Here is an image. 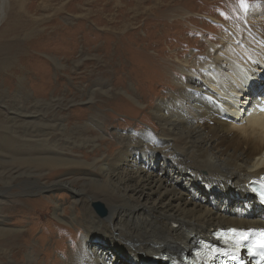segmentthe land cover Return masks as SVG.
Masks as SVG:
<instances>
[{
	"label": "bare ground",
	"instance_id": "6f19581e",
	"mask_svg": "<svg viewBox=\"0 0 264 264\" xmlns=\"http://www.w3.org/2000/svg\"><path fill=\"white\" fill-rule=\"evenodd\" d=\"M8 1L0 0L1 11ZM110 1L120 13L126 5L127 11L132 9L126 0ZM207 1L199 0L203 13L208 10ZM246 2L249 5L246 11L240 2H233L231 17L227 19L212 16L222 26L213 28L217 32L205 37L207 41L200 45L198 53H188L186 47L170 56L160 52L151 54L131 44L121 48L123 53L132 55L130 71L135 75V82L121 87L120 95L127 99H119L117 105L119 109L128 108L131 99L135 103L131 105L132 110L146 113L149 122H146L148 126L128 132L117 130L116 145H110L118 146L113 153L105 151L86 156L85 150L101 146L102 140L106 143L91 130V125L97 124L94 119L85 123H72L69 115L46 119L38 110L29 109L6 113L4 124L9 133L5 141L10 144L5 152L3 146L0 148V160L9 164L0 166V179L11 182L19 178L31 184L35 193L40 194V209L49 205L55 228L67 231L75 240L73 251L62 254L53 264H115L117 248L128 255L129 264H168L195 245L199 237L194 239V234L210 239V232L217 227H264V206L247 186L264 173V79H261L264 75V0ZM120 3L122 6H117ZM135 3L136 11L147 5L161 17L181 12L189 14L188 7H195L189 5L190 0H136ZM104 10L96 15L98 25L105 22ZM105 28L96 34L91 27H78L71 41L78 44L77 33H82L85 41L102 35L106 44L121 34L131 43L140 37L135 27ZM159 28L151 27L150 44L155 45L167 36L154 35ZM171 28L175 27L161 30ZM184 32H191L190 28ZM30 33L36 37L35 45H39V27L27 35ZM186 41L188 44L190 39ZM18 77L22 84L25 76ZM163 81L169 86L154 101L152 96L140 92L151 88L152 94ZM98 85L99 89L89 87L90 95L100 91L112 96L110 87ZM89 101L93 102L94 98ZM49 130L59 135L56 137ZM35 131L40 135L34 134ZM68 133L71 135L67 136ZM11 150L14 153H8L5 159L4 153ZM16 162L20 166H12ZM29 163L35 166L30 167ZM60 190L70 194L67 202L55 200L56 191ZM44 191L52 193V202L50 196L42 195ZM6 195L0 188V205L10 202ZM95 203L105 209V215L97 212ZM12 204L16 202H11L10 209L15 207ZM0 236L15 238L16 247L1 252L9 260L8 264H50V252H44L40 261L37 260V254L26 249L24 230L5 217L0 219ZM161 248L162 254L173 256L167 261L161 259L157 252ZM15 254L22 255V260L18 261Z\"/></svg>",
	"mask_w": 264,
	"mask_h": 264
},
{
	"label": "rangeland",
	"instance_id": "374dc122",
	"mask_svg": "<svg viewBox=\"0 0 264 264\" xmlns=\"http://www.w3.org/2000/svg\"><path fill=\"white\" fill-rule=\"evenodd\" d=\"M126 2L130 3L129 5L132 9L127 11L126 5L123 13H120L118 7H115V3H111L109 0H9L5 10H0V141H2L0 142V148L3 146L4 152L9 147L8 144H10L9 141H5L8 139L6 135L9 133V129L6 128L7 125L4 124L6 113L11 114L17 110L26 109L38 110V113H41L40 116L44 115L46 119H57V116L67 117L69 115L72 123L79 121V123H85L94 119L97 124L91 125V130H93L95 135L99 134L98 137L102 136L106 143H103L104 141L102 140L101 146L85 150L86 156L91 157L93 154L105 151L109 153L115 152L118 146L111 147L110 145H116L115 142L117 141L114 133L117 130L128 132L143 125L148 126L146 122H149L146 113L132 110L134 106L131 105L135 103L131 99H128L130 101L129 104L132 103L131 105L128 104V108L119 109L120 106L117 105L119 99L126 98L120 95L121 87L125 88L131 82H135V75L130 71L132 55L130 56L126 52L123 53L121 48L123 49L126 44H131L132 47L145 48L151 54L160 52L163 55L167 54L170 56L174 53H180L183 47H186L188 53H198L200 52V45L207 41V36L215 34V31L217 32L213 28L222 26L220 21L213 19L212 16L223 19L231 17L233 2L239 3L240 1L208 0V3L206 2L208 10L203 13L200 11L201 2L199 3V0H190L189 5L194 4L195 7L192 5L188 7L187 5L191 11L189 14L188 12H181L163 15L162 17L154 9L147 8V5L136 11V0H126ZM117 6H122V4H117ZM101 9H105L102 15L105 22L103 25H98L95 19ZM205 22L207 26H203ZM168 24L175 28L167 29L163 32L161 30L162 27H170ZM87 26L91 27L94 33L97 32L96 34L104 31L105 27H135L140 37L135 43H131L128 37L125 38V36H121L124 34H121L119 38L112 39L110 44H106L104 42L106 41L105 37L102 35L98 39L95 38L96 41L93 37L85 41L82 33H77L76 40L78 44L74 45L71 41L74 30L78 27ZM157 26L160 28L155 31L154 35L164 33L167 36L161 39L159 43L155 42V45H153L149 43L153 33L151 27ZM35 27L40 29L38 34V38L40 37L39 45L34 43L36 37L31 35V33L27 35ZM202 27L210 28L204 29ZM187 28H190L191 32L183 33ZM188 38L190 42L186 44ZM83 44H85L84 50L86 52L84 51L82 54ZM171 47L173 48L171 49ZM203 52L204 48L201 49V53ZM166 59L171 60L167 56ZM242 74L244 75V73ZM21 75L25 76L22 84L19 82L20 79L18 77ZM261 79H264V75ZM99 83L106 86V89L110 87L108 90H112V96H106L100 91L95 96L90 95L89 87L93 86L99 89L101 87L98 85ZM168 86L169 84L163 81L161 86L152 94L151 88L143 89L140 92L148 97L152 96L154 101L165 93ZM12 95H14V98ZM90 98H94V101L90 102ZM100 122L104 124L103 129ZM13 129L15 130V128ZM49 132L57 134L56 137L59 135L54 130H49ZM33 133L40 135L38 131ZM70 135L71 133L67 134V136ZM12 136L15 137L16 135ZM74 150L78 151L76 147H74ZM14 151L11 150L4 153L5 159H8L9 154L12 155ZM82 155L84 154L82 153ZM16 163H14L15 165L12 164V166H20V163ZM8 164L0 160V166L6 167ZM28 165L33 167L35 163L34 165H31V163ZM0 188L4 193H8L6 196L10 199V202H3L4 200H2L0 219L5 217L8 222L24 230L26 234V239H24L25 246L27 245L26 249L36 253L37 260L40 261V257L43 256L44 252H50V264H53L54 260L61 258L62 254L73 251L75 240L67 234V231L55 228L52 209L49 205L44 210L40 209V194L35 193V188L31 184H25L19 178H14L11 182L0 179ZM56 192L58 194V197H55L56 201L67 202L70 194L66 190ZM42 195L52 198V193L48 191H44ZM18 199L20 200L19 202H17ZM52 200L53 198L50 199L51 202ZM11 202H16V204H12L15 207L10 209ZM25 203H28V207H26ZM210 205L213 206V203ZM192 237L195 239L202 236L194 234ZM99 239L103 240L101 237ZM15 247L14 237L7 236L5 238L0 236V264H8L9 262L4 255H1V252ZM163 248L157 252L162 254ZM116 253L113 260L115 264L128 263L127 254L119 250V248L116 249ZM15 255L14 257L19 258L18 261L22 260V255H19V257L17 254ZM145 261L147 260L145 259ZM15 264H23V262Z\"/></svg>",
	"mask_w": 264,
	"mask_h": 264
},
{
	"label": "water",
	"instance_id": "95a60500",
	"mask_svg": "<svg viewBox=\"0 0 264 264\" xmlns=\"http://www.w3.org/2000/svg\"><path fill=\"white\" fill-rule=\"evenodd\" d=\"M94 207L96 208L97 212L101 215H105V209L99 204L95 203ZM167 261V260H166ZM168 264H177V263H172L171 261L168 262Z\"/></svg>",
	"mask_w": 264,
	"mask_h": 264
},
{
	"label": "snow or ice",
	"instance_id": "6c2138e0",
	"mask_svg": "<svg viewBox=\"0 0 264 264\" xmlns=\"http://www.w3.org/2000/svg\"><path fill=\"white\" fill-rule=\"evenodd\" d=\"M240 7L245 11L248 9L249 5L247 4L246 0H240ZM262 202H264V195L261 196ZM235 231V230H233Z\"/></svg>",
	"mask_w": 264,
	"mask_h": 264
}]
</instances>
